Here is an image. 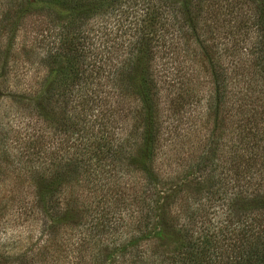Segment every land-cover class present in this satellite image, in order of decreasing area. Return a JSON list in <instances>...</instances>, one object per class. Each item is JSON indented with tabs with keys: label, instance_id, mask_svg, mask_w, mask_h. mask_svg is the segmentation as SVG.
I'll use <instances>...</instances> for the list:
<instances>
[{
	"label": "trees",
	"instance_id": "16d2710c",
	"mask_svg": "<svg viewBox=\"0 0 264 264\" xmlns=\"http://www.w3.org/2000/svg\"><path fill=\"white\" fill-rule=\"evenodd\" d=\"M189 3L190 0H0V50L5 51L0 54L9 53L17 37L23 36L21 32L30 27L27 32L36 35L19 42L24 47L34 44L43 48L50 60L63 64L61 76L44 89L55 93L44 97L51 100L57 96L56 91H66L75 82L81 88L86 84L78 77L80 71L76 79L70 76V70L85 61L79 48L84 41L81 32L86 25H92L105 36L95 42L103 45L104 57H100L108 62L107 69L98 71V86L108 89V93L129 92L135 100L131 102L138 106L135 111H125L115 107L116 101L108 114V135L99 128L101 136L94 139L100 152L108 154L109 182L121 189L122 197L130 199L119 211L123 225L129 218V206L134 204L140 212L138 232L146 234L152 226L160 225L167 236L176 238L174 248L160 262L150 264H264V111L243 109L230 116L217 110V123L204 129L188 124L191 117L180 110V104L179 109L169 111L162 106L169 108L182 102L183 93H194L190 86L172 82L176 93L181 94L175 98L177 101L171 98L169 105L158 96L163 82L170 85L168 75L176 68L169 61L159 66L157 58H171L176 31L186 33L190 29ZM261 5L264 31V0ZM259 44L264 46V34ZM254 70L255 76H264V62H256ZM218 77L215 89L219 105L235 102L233 94L228 93L226 79ZM14 93L24 92L17 88ZM48 115L45 108L38 113L44 121L50 120ZM164 115L169 120H164ZM79 120L88 124L84 118ZM221 120H234L238 125L223 128L218 125ZM97 123L95 120L89 125ZM130 126L134 129L127 133ZM6 138V131H0L1 174L3 169L11 171L12 164ZM121 154L126 155L125 161L132 159L125 165L124 175L120 172L125 168L120 163ZM131 166L136 167L130 170ZM52 178L41 177L36 186L37 208L46 216L55 205L56 183L67 179L63 171ZM169 182L175 183V190L165 196L167 203L160 204V189ZM22 188L17 197L26 212ZM168 204L183 208L185 221L178 222L180 226L169 223ZM72 209L75 208L57 209L54 218L67 220ZM110 244L120 255L126 253L119 248L121 240Z\"/></svg>",
	"mask_w": 264,
	"mask_h": 264
},
{
	"label": "rangeland",
	"instance_id": "374dc122",
	"mask_svg": "<svg viewBox=\"0 0 264 264\" xmlns=\"http://www.w3.org/2000/svg\"><path fill=\"white\" fill-rule=\"evenodd\" d=\"M261 2L190 0V29L186 33L176 31L171 58L168 55L157 58L159 66L169 61L176 68L168 75L170 85L163 82L158 96L168 105L171 98L177 101L175 98L181 93H176L174 85L179 82L190 86L194 93H183L185 99L169 108L162 105L166 111L179 109L180 104V110L191 117L188 124L204 129L217 123V110L230 116L238 115L243 109L264 111V76L254 75L255 63L264 62V46L259 44L264 34ZM130 19L126 21L127 27ZM29 29L21 32L23 36L17 37V43L9 53L0 54V131H6L8 154L12 160L11 171L3 169L0 173V264L160 262L174 248L176 238L167 236L166 229L160 225L152 226L146 234L138 232L140 212L134 204L129 206V218L123 225L119 211L126 202L130 203V199L122 197L121 189L117 190V186L109 182L108 154L101 153L94 144L95 137L101 136L97 132L99 128L108 135V114L116 101L115 107L121 110L138 109L131 102L135 101L131 93H108V89L98 86V71L107 69L108 62L102 59L103 45L95 39L105 36L92 25L84 27L81 32L84 41L79 48L85 61L79 67L73 66L70 76L76 77L80 71L78 77L86 84L81 88L75 82L68 90L56 91L57 96L45 100V96L55 94L44 92V89L61 76L63 64L50 60L45 49L34 44L24 47L23 42H19L26 36L31 39L36 35L27 32ZM217 75L219 79H226L228 93L233 94L235 102L219 105V92L215 89ZM17 88L24 93H14ZM44 108L48 111L49 121L38 117ZM81 118L88 124L81 123ZM163 119L169 120L165 115ZM95 120L98 121L95 126L89 125ZM221 121L218 125L223 128L238 125L234 120ZM133 129L134 126H130L127 133ZM124 154L120 156V163L125 167L120 171L123 175L126 174L125 165L132 160L125 161ZM67 164L71 166L65 167ZM62 171L67 179L56 183L55 205L46 216L37 208V181L41 177L53 179ZM169 180L172 181V177ZM174 184L169 182L164 185L166 188L160 189V204L167 203L165 196L175 190ZM21 188L26 212L24 204L18 202ZM72 207L75 209L68 213L67 220L54 218L57 209L67 211ZM168 209V221L172 226L185 221L183 208H171L168 204ZM116 239L121 240L119 248L126 250L124 255L110 247Z\"/></svg>",
	"mask_w": 264,
	"mask_h": 264
}]
</instances>
